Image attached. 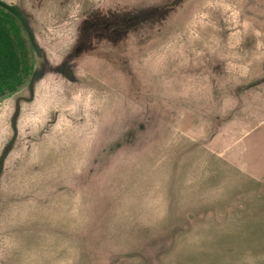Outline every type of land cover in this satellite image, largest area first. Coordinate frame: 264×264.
Returning a JSON list of instances; mask_svg holds the SVG:
<instances>
[{
	"label": "rangeland",
	"instance_id": "1",
	"mask_svg": "<svg viewBox=\"0 0 264 264\" xmlns=\"http://www.w3.org/2000/svg\"><path fill=\"white\" fill-rule=\"evenodd\" d=\"M1 1L0 264H264V0Z\"/></svg>",
	"mask_w": 264,
	"mask_h": 264
},
{
	"label": "trees",
	"instance_id": "2",
	"mask_svg": "<svg viewBox=\"0 0 264 264\" xmlns=\"http://www.w3.org/2000/svg\"><path fill=\"white\" fill-rule=\"evenodd\" d=\"M33 45L22 12L0 0V101L20 91L34 74Z\"/></svg>",
	"mask_w": 264,
	"mask_h": 264
}]
</instances>
